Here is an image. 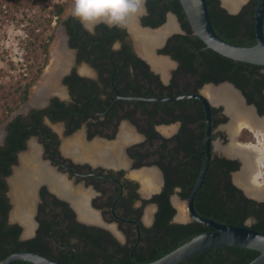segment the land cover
<instances>
[{"label": "flooded vegetation", "instance_id": "flooded-vegetation-1", "mask_svg": "<svg viewBox=\"0 0 264 264\" xmlns=\"http://www.w3.org/2000/svg\"><path fill=\"white\" fill-rule=\"evenodd\" d=\"M253 7L254 4L244 6L239 13ZM146 8L147 14L135 18L140 30L150 31L145 28L153 27L144 23L150 15L147 2ZM73 13L63 16L60 24L64 31L56 39L63 37L65 51L70 56V63L59 76L60 93L51 91L46 104L43 103L47 92L37 104L33 99L29 103V93L27 102L0 123V148L7 146L13 133L20 139L17 143L24 145L15 151L16 161L8 166L10 173L0 175V195L7 199L8 205L7 210L0 209V227H19L20 242L45 238L48 256L44 251H20L37 252L62 263L68 261L66 264L88 259L86 235L98 233L108 250L106 254L117 255L118 259L128 257L131 264H139L135 254L148 250L154 244L152 238L159 233L155 227L158 204L154 198L167 185L165 169L178 180L183 176L189 186L192 174L199 169L201 172L205 157L203 103L198 99H162L203 95L211 101L212 159L231 161L238 166L236 170L224 169L247 198L244 188L237 182L239 186L236 185L235 177L242 174L247 154H256L253 162L258 168L254 166V169L257 173L261 170L263 155L253 148L258 144L256 134L260 129L245 126L231 132L233 119L226 103L212 101L210 91L229 87L239 94L256 118H264V113L245 102L243 92L233 83H203V67L199 74H194L182 66L175 51L184 49L187 41L180 37L196 35L187 32L175 13L167 12L165 22L159 26L164 27L170 17L176 23V29L159 44H153L150 52L153 59L138 45L129 24L125 29L100 25L95 35L88 33L83 36L85 40L77 39L73 42L75 47L71 46L64 22L70 17L76 19ZM82 30H85L83 26ZM116 42L119 49L113 50ZM49 57L53 58V54L49 53ZM205 87L208 95L203 92ZM3 116L1 112L0 119ZM230 118L232 121L226 127ZM193 139H196V152L191 147ZM233 140L239 143L226 145ZM231 147L234 154L226 151ZM153 174L157 179L150 184ZM261 177L264 179V169ZM29 180L35 192L19 193ZM181 191V187L175 188L170 197L176 210L170 224L196 222L188 210V218L180 220V212L177 217L176 200L185 203L188 200L181 198ZM147 206L151 209L146 212ZM95 258L100 260L99 264L104 261L101 254Z\"/></svg>", "mask_w": 264, "mask_h": 264}, {"label": "trees", "instance_id": "trees-1", "mask_svg": "<svg viewBox=\"0 0 264 264\" xmlns=\"http://www.w3.org/2000/svg\"><path fill=\"white\" fill-rule=\"evenodd\" d=\"M256 1L250 0L246 7H250V4L255 5ZM207 2L214 28L224 40L243 46H253L257 43L254 25V7L251 11L244 8L238 14H231L221 6L220 0H207ZM147 7L150 15L145 19V25H150L153 28L161 26L165 22L166 13L171 11L179 17L187 32L193 33L180 0H147ZM64 11L65 5L58 3L54 4L48 12L49 16L46 21L48 29L51 31L42 40L40 45L44 58L34 71L31 70V74H27L19 82L18 86L13 88V91L2 95V106L0 107L4 116L0 119V123L29 99L30 89L40 78L49 58V47L55 38V29L52 28V24L54 22L57 23V21L62 22ZM245 14L248 15L244 16ZM64 23L70 35L71 46L75 47L76 44L73 42L77 39L85 40L83 36L88 35V32L82 30V25L78 20L70 17ZM46 30L44 29V31ZM122 36L123 34H121ZM180 38H184L187 41L186 43L190 44V47H187L186 43H184V49L178 48V51H175V57L180 60L185 69L194 74H199L200 69L203 67V83L213 82L218 84L224 81L233 83L243 92L249 104L255 105L260 114L264 113V67L226 58L209 49L197 36H182ZM137 62L144 64L139 59H137ZM55 103L58 104L56 100ZM202 117L204 120V112ZM19 140L17 134L13 133L9 137L7 146L0 148V175L10 173L8 166L10 162L16 161L15 151L24 147L23 143H17ZM195 140L193 139L191 144L193 152H196L194 149L195 145H197L195 144ZM220 161L223 162L220 164ZM224 167H228L229 170H236L238 168L231 161L212 159L205 183L195 198L197 213L220 223L237 226H245L246 222L252 219L253 223L250 227L264 233V202H257L247 198L233 184L229 171L225 170ZM165 170L167 185L163 192L154 198L158 204L155 227L159 229V233L152 238L154 244H151L148 250L135 254V259L139 264H147L158 260L190 241L193 237L211 230V228L198 222L185 225L169 223L176 214V210L170 202V197L175 192V188L181 187L180 196L182 199L187 200L194 187L195 180L199 176L200 169L198 173L192 174L191 180L188 181L189 186L184 183L183 176L180 175V180H178V177L176 178L173 173L169 174L168 170ZM181 173L184 175V171ZM1 184L2 182L0 183V190ZM6 200L0 195V209L7 210L8 205ZM20 231L21 229L17 226L12 228L0 227V261L7 258L13 252L20 250L38 251L41 253L44 251L43 254L47 253V249H44L47 244L45 238L37 237L30 241L20 242L18 239ZM101 239L102 236L98 233L86 235V242H88L86 252H88L89 258L79 260L76 264H99L100 260L95 258L99 254L102 255V259L104 260L102 264H131L128 257L126 259H118L117 255L106 254L108 250L104 248L105 246L101 243ZM45 255L48 256V253ZM259 255L260 253L254 250L225 246L203 252L188 261L190 264H249ZM64 263L69 262L64 261ZM15 264H23V262Z\"/></svg>", "mask_w": 264, "mask_h": 264}, {"label": "water", "instance_id": "water-1", "mask_svg": "<svg viewBox=\"0 0 264 264\" xmlns=\"http://www.w3.org/2000/svg\"><path fill=\"white\" fill-rule=\"evenodd\" d=\"M220 1L221 6L231 14H238L241 10H230L224 4L223 0ZM180 3L194 34L202 40L209 49L235 61L264 67V0H257L254 7V25L257 43L253 46H243L231 43L224 40L223 37L218 34L213 25L207 0H180ZM160 28L161 27L156 29L145 28V30L155 31ZM60 30L63 33L64 26H61V28L56 31L57 34ZM65 39H68L67 35H65ZM51 47L52 45L50 46V49ZM43 76L44 75L42 74L39 81ZM37 87L38 86L35 85L33 88L36 89ZM33 95L34 93L30 94L29 103H32ZM51 95L52 93L45 94L43 104H46ZM178 99H198L204 105L206 113L204 164L186 204L191 218L194 221L211 228V230L193 237L190 241L179 246L160 259L147 264H181L203 252L225 246L254 250L260 253V255L249 264H264V233L254 230L249 225L237 226L224 224L217 222L214 219L203 217L197 213L194 206L195 198L205 183L213 156L212 106L211 101L203 95L167 98L162 100L172 101ZM245 102L247 101L245 100ZM7 123L8 122L3 125V131H5ZM236 185L238 184L236 183ZM246 194L249 198H252V194L248 192H246ZM254 199L257 201H264V197H254ZM17 262H23V264H27L28 262L32 264H66L37 252L26 251H19L11 254L5 260L0 261V264H15Z\"/></svg>", "mask_w": 264, "mask_h": 264}, {"label": "rangeland", "instance_id": "rangeland-1", "mask_svg": "<svg viewBox=\"0 0 264 264\" xmlns=\"http://www.w3.org/2000/svg\"><path fill=\"white\" fill-rule=\"evenodd\" d=\"M248 2L249 0L243 1L238 6V9L248 5ZM58 3L65 5L64 17L72 14L75 8V0H0V106H2V95L13 91V88L18 86L19 82L27 74H31V70L34 71L42 62L44 57L40 45L51 31L48 29L46 19L54 4ZM60 26L61 24L58 21L52 24V28L55 29V40L51 43L52 47L57 37L62 34L61 30L58 34L56 32ZM44 29L47 30L44 31ZM51 49L49 47V53H51ZM51 62L52 57H49L43 69V75H46ZM39 79L34 84V86H38L37 90H39L43 82V78L40 81ZM33 87L30 89V94L36 93V89ZM207 90L208 87H205L203 92L208 95ZM1 112L3 111L0 107ZM232 119L230 118L228 123L225 124L226 127L231 123ZM234 141H230L226 145L231 146L238 142ZM262 180L264 179H261L260 183L264 185ZM243 188L247 192V189ZM174 197L176 198V194ZM252 198H254L253 195ZM176 201L177 217L180 212V220L188 218L186 203L184 201ZM149 208L150 206H147L146 212ZM252 223L253 220L249 219L247 221L248 225Z\"/></svg>", "mask_w": 264, "mask_h": 264}, {"label": "bare ground", "instance_id": "bare-ground-1", "mask_svg": "<svg viewBox=\"0 0 264 264\" xmlns=\"http://www.w3.org/2000/svg\"><path fill=\"white\" fill-rule=\"evenodd\" d=\"M245 0H223L224 4L230 9V10H237L239 8L238 6ZM74 12V10H73ZM128 24L130 25L131 31L135 34V37L138 40V45L143 46L144 49H146L145 53L146 55L153 59L151 55V49L153 44H159L160 41L163 40L164 37H166L170 32H172L174 29H176V23L175 20L170 17L168 23L161 28L158 31L151 32V31H143L138 28L136 18H130L128 21ZM141 44V45H140ZM51 53L53 54L51 65L49 66V69L44 75V81L41 83V86L39 90L36 91V95L33 99L34 103H40L42 97L44 96L45 92L50 93L51 91L60 93V87H59V76L62 72H64L70 63V56L65 51L64 48V39L63 37H59V39L56 41V44L52 47ZM155 64H157L155 62ZM160 66V62L158 63ZM210 97L212 101H222L226 103L228 112L233 117V121L229 126V130L231 132L233 131H239L241 128L248 126L252 129H260L257 133V139L258 144L253 146V148L258 149L261 151L263 158L261 159L260 164V171L257 173L256 169H254V166L258 168L253 161H255V153H252L251 155L247 154L245 156V167L243 170V173L238 175L236 177L237 183L245 187L247 189L248 193H251L254 197L257 196V198L264 197V185L260 183V180L262 179V170L264 169V118L258 119L256 118L254 112L246 108L244 106V103L240 99V96L238 93H236L231 88L227 87L225 89H218V90H211L210 91ZM245 147L244 149H246ZM231 147L227 151V153L234 154L235 150ZM242 149V148H240ZM249 149V148H248ZM244 151V150H243ZM248 151V150H247ZM249 153V152H248ZM28 156V155H27ZM247 157V158H246ZM26 169V168H25ZM21 178V177H20ZM19 178V179H20ZM151 178V179H150ZM150 184H153L156 182V175H150ZM148 179V181H149ZM32 180V179H30ZM22 184L21 189L19 190V193L24 192L25 195H30L31 193H34L36 189H34V184L32 182ZM39 180V179H38ZM17 181V180H16ZM24 182V181H23ZM37 182V181H36ZM20 185V184H19ZM18 185V186H19ZM18 195V194H17ZM23 196L20 194V197ZM18 199V198H17ZM16 199V200H17ZM27 199V198H26ZM20 200V199H18ZM32 202V201H31ZM18 210V209H17ZM24 211V210H23ZM14 216V215H13ZM28 218V217H27ZM25 219V218H24Z\"/></svg>", "mask_w": 264, "mask_h": 264}, {"label": "clouds", "instance_id": "clouds-1", "mask_svg": "<svg viewBox=\"0 0 264 264\" xmlns=\"http://www.w3.org/2000/svg\"><path fill=\"white\" fill-rule=\"evenodd\" d=\"M147 0H75L74 17L83 28L95 35L97 27L127 28L130 18L147 14ZM118 42L113 50H118Z\"/></svg>", "mask_w": 264, "mask_h": 264}]
</instances>
